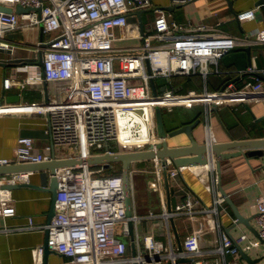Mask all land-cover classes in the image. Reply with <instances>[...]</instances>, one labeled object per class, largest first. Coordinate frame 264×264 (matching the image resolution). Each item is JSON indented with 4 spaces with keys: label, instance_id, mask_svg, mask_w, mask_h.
I'll return each mask as SVG.
<instances>
[{
    "label": "built area",
    "instance_id": "1",
    "mask_svg": "<svg viewBox=\"0 0 264 264\" xmlns=\"http://www.w3.org/2000/svg\"><path fill=\"white\" fill-rule=\"evenodd\" d=\"M170 1L172 6H182L191 0ZM0 5L12 9L19 5L28 10L0 11L1 47L5 45L1 41L5 34L22 28H41L46 36L33 49L42 65L20 67L28 70L27 77L18 81L5 77L3 90L43 81L52 82L55 87V92L42 102L7 106L0 96V114L46 116V134L51 138L46 152H34L33 139L19 137L14 158L0 157V166L147 150L163 140L157 131L158 107L162 113H169L178 106L199 105L209 118L212 106L217 110L236 109L264 102V80L256 75L264 74V27L233 34L222 30L220 24L206 26L169 20L164 11H158L142 31L138 23L127 22L139 10L152 11V0H0ZM257 16L259 6L238 11L233 19L241 25ZM126 41L134 43L120 44ZM247 47L250 60L246 69L220 70L219 63L225 56ZM228 73L234 79L214 89L181 92L173 87L172 80L178 76L199 75L206 84L210 75ZM160 80L166 84H158ZM205 129L210 137V125H205ZM152 162L151 171H142L145 176L149 174V190L158 195L161 212L149 211L146 218L157 220L153 227L160 229L159 235L140 231L143 218L138 215L135 195L134 177L140 172L136 162L128 171L133 240L128 234L124 185L117 164L106 168H57L59 188L51 221L36 225L29 217L27 224L16 230L45 231L49 250L66 258L58 264H182L187 259L189 264H242L240 251L250 258L253 249H260L264 255L263 196L256 198L253 212L258 237L244 232L232 236L218 218L227 206L219 192L215 166L177 169L169 159ZM119 168L120 173H113ZM186 168L213 194V205L206 204L192 191H184L178 203L168 208L164 173L177 191L184 190L179 188L178 175ZM29 174L2 175L0 185L26 182ZM15 214L9 191L1 189L0 217ZM179 216L185 219L189 251L173 245L170 224ZM196 216L204 220L209 231L217 233V245L211 250L199 248L201 236L193 227ZM162 235L168 237L167 241L159 239ZM204 254L217 257L206 260L201 258ZM43 257L44 245L32 250V264H45Z\"/></svg>",
    "mask_w": 264,
    "mask_h": 264
},
{
    "label": "crops",
    "instance_id": "2",
    "mask_svg": "<svg viewBox=\"0 0 264 264\" xmlns=\"http://www.w3.org/2000/svg\"><path fill=\"white\" fill-rule=\"evenodd\" d=\"M152 3L154 5L153 10L146 11L142 16L143 25L151 22L158 11H164L162 7H173L171 11L164 12L168 15L169 20L174 19L180 23L188 22L194 25L203 24L206 26L220 24L222 30L226 31L225 29L231 28L234 31L233 34H241L246 30L264 27V2L260 3V0H191L182 6H172L170 0H152ZM256 6L260 7V16H257L255 20H248L240 25L233 19L236 12ZM45 39L46 36L42 33L41 28L32 27L14 30V32L5 34L1 40L5 45L0 46V48H3V52H0V96H2V100L7 106L16 105L21 102H42L55 92L54 84L44 81L24 86L15 85L9 90H3L2 81L5 77H9L13 81L22 80L27 77L28 70H22L20 67L39 64V56L35 54L33 49L38 41ZM130 43L134 42L126 41L120 44L127 45ZM9 49L12 50V54L7 53ZM15 59L18 61L11 62V60ZM2 61L3 63H1ZM248 65L249 60L246 51L244 52V49H237L230 52L220 61L219 68L222 71H228L246 69ZM210 76L206 84L202 83L198 85L194 82L191 85H185V82L182 83H184L183 86L187 90L193 88L202 90L205 87L214 89L235 77L229 73ZM158 84L164 85L166 81L160 80ZM173 87L177 86L173 85ZM16 97H19V100L13 102ZM194 106L200 107L203 114L202 123L194 131L198 142H210L212 140L216 142H228L230 139L264 138V102H252L248 106L241 105L236 109H219L217 112L213 111L209 118L206 117V112H204L202 106ZM194 106L183 109H191ZM185 112L188 115L186 117L183 116L176 126L189 123L186 120L193 116L192 112L186 110ZM207 124L212 129L210 137L207 135L205 129V125ZM47 127L48 120L43 115L10 114L8 112L0 114V157L14 158L17 139L19 137H28L25 132L34 130H37L36 136L31 137L34 143V152H46L45 146L51 145V138L46 134ZM188 142L185 134H179L177 137L168 140L169 145L175 147L177 145H186ZM152 165V160L136 162L135 167L140 172L136 173L134 179L139 176L141 180H144L142 177L145 174L142 170H145V172L151 171ZM221 165V172L218 175L219 182L229 195V198L236 204L240 213L244 217L250 218L252 216L250 224L254 228L255 234L245 225L234 223L236 217L227 203V209L221 210L219 213L218 218L220 219L221 226L232 236L239 232H244L249 237H258L253 212L257 201L256 198L258 196L264 197V155L262 157H234L223 161ZM38 174V172H30L26 182L34 186L38 185ZM178 176L179 188H183L184 190L179 189L177 191L173 187V183H171L172 180H169L168 187L164 183L165 202L168 208H173L178 203L184 191H192L200 196L206 204L213 205V194L206 191L204 185L200 183L190 169L186 168ZM167 179H169L168 175ZM144 182L145 186L149 189L147 178ZM137 191L139 192V188L135 190V192ZM9 195L13 199L16 214L12 217H0V264H32V250L38 246L45 245L46 233L42 229L18 231L16 228L26 225L29 217L33 218V222L36 225L47 224L48 213L52 206L51 193L39 188L19 186L9 191ZM137 202L142 208L138 210V215L143 218L141 224L142 233L150 231L155 235H159L160 229L153 227L157 220L146 218L148 205L159 206L158 195L155 194L151 197L145 194L143 199L138 195ZM160 212L161 207L156 214H160ZM184 222L185 219L182 216L175 218L170 224V233L173 245L176 248L189 251L190 246L185 242L186 226ZM193 227L201 236L199 241V248L201 250H211L217 245L218 236L216 231H209L207 224L200 216L194 218ZM158 237L161 241L163 239V241H167L168 239V237H164L163 235ZM216 257V254H204L201 256V258L206 260L216 259ZM43 258L47 264H58L66 260L62 255L51 251ZM228 259H230V256H228ZM252 260H255V264L260 262V259ZM189 262L190 260L187 259L181 263L189 264ZM262 263L264 264V259ZM242 264L249 263L243 259Z\"/></svg>",
    "mask_w": 264,
    "mask_h": 264
},
{
    "label": "water",
    "instance_id": "3",
    "mask_svg": "<svg viewBox=\"0 0 264 264\" xmlns=\"http://www.w3.org/2000/svg\"><path fill=\"white\" fill-rule=\"evenodd\" d=\"M230 2V1H229ZM264 2V0H260V3ZM164 11H171L173 7H162ZM0 11L13 13V11L17 13L28 12V10L23 9L19 5L14 9L9 7H4L0 5ZM146 12V10H139L135 17H128V23H138L140 25L141 31L144 29L142 16ZM3 48H0V52H3ZM248 60H250V48H245ZM8 54H12V50H8ZM18 61L17 59L11 60V62ZM3 63V61L1 62ZM38 63L42 65L41 58L38 59ZM262 80H264V74H256ZM151 87L154 88V82H151ZM154 90V95H155ZM7 99V98H5ZM19 100V97H16L13 102ZM8 101V99L6 100ZM212 111L217 112L215 106H212ZM156 113V124L158 135L163 138V140L157 141L154 146H150L147 150L142 151H134V152H124V153H116V154H99V155H91L88 158L81 157H71V158H54L52 161L48 162H38V163H18L6 166H0V176L2 175H11L17 174L18 172H26V173H36L39 174V184L34 186L28 182L26 183H8L0 185L1 189H7L9 191L18 188L19 186L25 187H34L43 190H47L51 193V209L48 213L47 223H49L52 217L55 214V200L58 193V182L55 177L57 172V168L59 167H71V166H102L103 168L108 167L110 164H117L121 167V175H122V184L124 185V196L126 203V213L125 216L128 220V234L129 238L133 240V222L130 219L132 215V204L130 203V185L128 179V171L130 165L134 162H142L149 160H159L162 163L164 159H169L173 166L177 169L180 167H191V168H199L211 166L214 162L215 170L217 175L221 172V163L225 160H229L234 157L245 156V157H262L264 155V138H248L241 140L230 139L228 142H216V141H204L198 142L195 138L194 131L199 127L202 123L201 117H196L192 122L184 123L179 126H176L172 129H167L163 122V113L161 109L158 107L155 111ZM37 130L34 131H26L25 134L28 137H35ZM179 134H185L188 138V144L186 145H177L170 146L168 140L174 137H177ZM49 137V135H48ZM164 183L168 187V179L167 172L164 173ZM219 192L226 200V203L230 207L234 216L237 219V224L245 225L249 230H251L255 234L254 228L250 224V219L252 216L244 217L236 204L229 198V195L226 193L224 188L219 185ZM170 209V207H169ZM226 232H228L226 230ZM229 233V232H228ZM47 238V234H46ZM47 240L44 245V256L48 252H50L47 247ZM133 249V243L131 245ZM242 258L247 261L249 264H255V260H252L245 253L240 251ZM45 264L46 261H45Z\"/></svg>",
    "mask_w": 264,
    "mask_h": 264
},
{
    "label": "rangeland",
    "instance_id": "4",
    "mask_svg": "<svg viewBox=\"0 0 264 264\" xmlns=\"http://www.w3.org/2000/svg\"><path fill=\"white\" fill-rule=\"evenodd\" d=\"M154 12V11H153ZM226 31L228 30V31H230V33H233L234 31L231 29V28H227V29H225ZM196 86V85H195ZM240 86V85H239ZM183 108H185V107H176V108H174L171 112H169L168 114H165V120L168 122L169 121V123H167V125H166V127L168 128H173L174 126H176L177 124H178V122H179V119L180 118H183V116L184 117H186L188 114H187V112H185V110L186 111H189V109H183ZM197 108H199V107H192L190 110H192V111H194V110H198ZM201 118H203V114H201ZM118 167H120L119 165H118ZM149 177V174L148 175H146V176H144V177H142V178H144V180L146 179V178H148ZM144 180L142 179L141 180V178H139V176L138 177H136L135 179H134V185H135V190L136 189H138L139 188V192L137 191L136 192V202H137V198H138V195H139V197L141 198V199H143L144 197H145V194H147L148 196H153V195H155L153 192H151L148 188H147V186H145V182H144ZM160 204H159V206L158 205H153V204H150V205H148V207H147V214H148V212L149 211H151V212H153L154 214H156L157 212H159V210H160ZM141 207H140V205L138 204V210L140 209ZM142 209V208H141ZM140 231L142 232V226H140ZM164 240V239H163ZM250 256H252V258L253 259H260V262L259 263H257V264H263L262 263V260L264 259V255H263V253L261 252V250L260 249H253L252 251H251V255Z\"/></svg>",
    "mask_w": 264,
    "mask_h": 264
},
{
    "label": "trees",
    "instance_id": "5",
    "mask_svg": "<svg viewBox=\"0 0 264 264\" xmlns=\"http://www.w3.org/2000/svg\"><path fill=\"white\" fill-rule=\"evenodd\" d=\"M172 82H173V84L175 85V86H177L178 87V90L179 91H181V92H184V91H186L187 89H185L184 88V83H182V82H185V85H191V84H193L194 82L196 83V84H202L203 83V81H202V77L201 76H199V75H193V76H191V77H187V76H178V77H175V79H173L172 80ZM196 87V86H195ZM198 88V87H197ZM194 107H197V106H194ZM198 110H194V111H192V110H190L189 109V111H191L192 112V117L190 118V119H188V120H186L187 122H190V121H192L194 118H196V117H201V114H202V112H201V108L199 107V108H197ZM165 114H168V113H163V122H164V125H165V127H166V125H167V123H169V121L167 122L166 120H165ZM180 119H182V118H180ZM179 119V120H180ZM167 128V127H166ZM167 129H170L169 127L167 128ZM117 166V165H116ZM113 173H120V168L118 169V171H116V172H113Z\"/></svg>",
    "mask_w": 264,
    "mask_h": 264
},
{
    "label": "bare ground",
    "instance_id": "6",
    "mask_svg": "<svg viewBox=\"0 0 264 264\" xmlns=\"http://www.w3.org/2000/svg\"><path fill=\"white\" fill-rule=\"evenodd\" d=\"M212 165L215 166V165H214V162L212 163Z\"/></svg>",
    "mask_w": 264,
    "mask_h": 264
}]
</instances>
